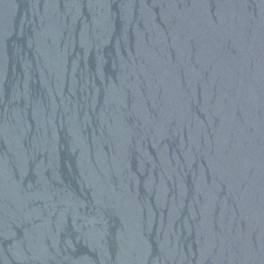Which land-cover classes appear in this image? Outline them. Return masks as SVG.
<instances>
[{
  "label": "water",
  "instance_id": "water-1",
  "mask_svg": "<svg viewBox=\"0 0 264 264\" xmlns=\"http://www.w3.org/2000/svg\"><path fill=\"white\" fill-rule=\"evenodd\" d=\"M0 264H264V0H0Z\"/></svg>",
  "mask_w": 264,
  "mask_h": 264
}]
</instances>
